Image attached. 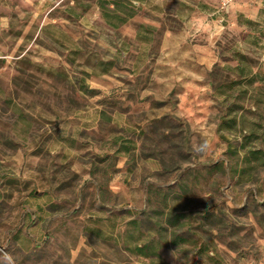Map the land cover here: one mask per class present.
I'll return each mask as SVG.
<instances>
[{
  "label": "rangeland",
  "instance_id": "374dc122",
  "mask_svg": "<svg viewBox=\"0 0 264 264\" xmlns=\"http://www.w3.org/2000/svg\"><path fill=\"white\" fill-rule=\"evenodd\" d=\"M0 264H264V0H0Z\"/></svg>",
  "mask_w": 264,
  "mask_h": 264
},
{
  "label": "trees",
  "instance_id": "16d2710c",
  "mask_svg": "<svg viewBox=\"0 0 264 264\" xmlns=\"http://www.w3.org/2000/svg\"><path fill=\"white\" fill-rule=\"evenodd\" d=\"M181 216L183 215H172V213H169L167 220L169 223L174 225L175 222H177V219ZM138 252L143 258L152 259V257L156 254L155 246L152 244V240L138 244Z\"/></svg>",
  "mask_w": 264,
  "mask_h": 264
},
{
  "label": "clouds",
  "instance_id": "9594fccd",
  "mask_svg": "<svg viewBox=\"0 0 264 264\" xmlns=\"http://www.w3.org/2000/svg\"><path fill=\"white\" fill-rule=\"evenodd\" d=\"M203 147L206 148L207 147V144H205Z\"/></svg>",
  "mask_w": 264,
  "mask_h": 264
}]
</instances>
